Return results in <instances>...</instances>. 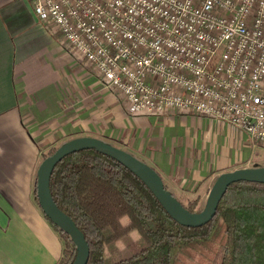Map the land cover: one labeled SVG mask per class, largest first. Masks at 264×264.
Returning a JSON list of instances; mask_svg holds the SVG:
<instances>
[{
  "label": "crops",
  "instance_id": "crops-1",
  "mask_svg": "<svg viewBox=\"0 0 264 264\" xmlns=\"http://www.w3.org/2000/svg\"><path fill=\"white\" fill-rule=\"evenodd\" d=\"M84 135L154 167L182 204L203 206L217 175L253 165L237 152L246 133L191 112H131L32 0H0V264L59 259L62 240L34 196L36 169L56 143Z\"/></svg>",
  "mask_w": 264,
  "mask_h": 264
},
{
  "label": "built area",
  "instance_id": "built-area-1",
  "mask_svg": "<svg viewBox=\"0 0 264 264\" xmlns=\"http://www.w3.org/2000/svg\"><path fill=\"white\" fill-rule=\"evenodd\" d=\"M32 3L131 112H191L264 148V0Z\"/></svg>",
  "mask_w": 264,
  "mask_h": 264
},
{
  "label": "trees",
  "instance_id": "trees-1",
  "mask_svg": "<svg viewBox=\"0 0 264 264\" xmlns=\"http://www.w3.org/2000/svg\"><path fill=\"white\" fill-rule=\"evenodd\" d=\"M49 189L88 243L86 264H264V183H230L213 217L197 227L173 219L134 172L94 148L58 160ZM195 203L181 204L201 210ZM45 217L62 240L55 264H71L75 244Z\"/></svg>",
  "mask_w": 264,
  "mask_h": 264
},
{
  "label": "water",
  "instance_id": "water-1",
  "mask_svg": "<svg viewBox=\"0 0 264 264\" xmlns=\"http://www.w3.org/2000/svg\"><path fill=\"white\" fill-rule=\"evenodd\" d=\"M85 148H94L129 168L148 186L169 215L185 226L197 227L209 221L215 214L219 199L230 183L239 180L264 183V165L224 171L213 181L201 210L189 211L165 187L158 171L130 152L92 136L84 135L67 139L55 147L52 153L44 156L38 164L35 190L37 202L44 215L66 232L75 244L76 254L71 264H86L89 246L82 231L54 202L49 189V177L55 163L64 155Z\"/></svg>",
  "mask_w": 264,
  "mask_h": 264
},
{
  "label": "rangeland",
  "instance_id": "rangeland-1",
  "mask_svg": "<svg viewBox=\"0 0 264 264\" xmlns=\"http://www.w3.org/2000/svg\"><path fill=\"white\" fill-rule=\"evenodd\" d=\"M247 141L248 140L245 139V143L240 145L239 149H237V152L238 153H241V152H244L245 151L246 156H250V158H251L250 161L252 162L253 165L254 164L264 165V148L257 147V148H254L253 150H251V147L250 146H247V144H248ZM62 142L59 141L58 143L55 144L54 147H57ZM249 145H250V143H249ZM199 206L201 207L202 205H197L195 203L194 208H199ZM123 221H125V219H123ZM130 236L131 237H136L137 234L135 232H133L132 235H130ZM119 245H122V244L119 243Z\"/></svg>",
  "mask_w": 264,
  "mask_h": 264
}]
</instances>
